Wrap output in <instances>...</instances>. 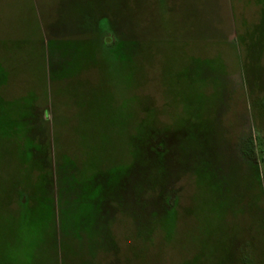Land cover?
<instances>
[{"label":"rangeland","instance_id":"1","mask_svg":"<svg viewBox=\"0 0 264 264\" xmlns=\"http://www.w3.org/2000/svg\"><path fill=\"white\" fill-rule=\"evenodd\" d=\"M0 264H264V0H0Z\"/></svg>","mask_w":264,"mask_h":264}]
</instances>
